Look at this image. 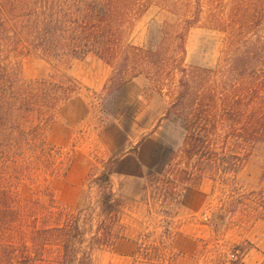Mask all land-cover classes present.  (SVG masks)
I'll return each mask as SVG.
<instances>
[{"label": "trees", "instance_id": "trees-1", "mask_svg": "<svg viewBox=\"0 0 264 264\" xmlns=\"http://www.w3.org/2000/svg\"><path fill=\"white\" fill-rule=\"evenodd\" d=\"M152 4L192 17L165 23L155 48L129 43L134 23ZM200 4L201 0H0V264H94L93 251L111 249L119 240L133 244L134 258L173 264L171 211L186 190L208 178L232 184V192L241 197L237 176L264 145V0H232L229 17H211L212 26L232 40L231 85L229 80L217 85L212 71L184 64L186 29L198 21ZM33 54L68 60L92 56L111 69L104 90L143 76L168 98L160 121L182 129V145L170 152L162 173L146 172L140 197L148 214L168 217L159 225L158 236L150 231L126 237L122 216L127 203L113 188L114 159L100 160L103 170L94 173L98 168L93 165L87 174L85 182L96 189L95 206L87 204L74 212L56 205L46 186L37 193L47 197V204L21 196L18 187L31 181L29 172L39 166L53 177L65 175L70 157L60 158L53 151L47 131L56 111L82 88L67 75L59 80H23L21 58ZM249 194L255 218L264 221V192ZM218 219L212 216L213 231ZM206 246L198 250L213 256L205 264H245L243 245L234 247L229 260L216 246Z\"/></svg>", "mask_w": 264, "mask_h": 264}, {"label": "rangeland", "instance_id": "rangeland-1", "mask_svg": "<svg viewBox=\"0 0 264 264\" xmlns=\"http://www.w3.org/2000/svg\"><path fill=\"white\" fill-rule=\"evenodd\" d=\"M178 13V12H177ZM232 0H201L198 21L186 29L184 64L200 66L212 71V82L225 80L232 84V40L227 33L211 24V17H229ZM177 17H192L191 13L172 14L160 4L150 5L134 23L128 42L155 48L162 37L165 23ZM183 23V19L180 20ZM67 75L77 80L81 92L62 105L55 113L47 131V143L60 158L70 157V165L62 177H53L50 170L37 167L31 170V181L18 187L23 198H38L47 204V197L37 193L48 187L56 205L71 211L95 206L96 189L86 183L93 165L99 173L100 160H115L112 184L117 196L125 200L127 208L122 216L124 233L135 238L139 233L155 231L158 236L168 217L161 213H147L148 206L140 201L148 170L162 173L172 150H178L183 131L176 124L160 121L168 98L152 89L143 76L122 87L108 91L104 85L111 69L95 57L82 60L55 59L40 54L21 58V76L25 81L59 80ZM264 145L258 147L237 176L236 186L241 197L232 192V184L214 183L202 179L196 188L186 190L178 206H173L171 248L176 254L173 264H205L213 256L198 252L217 247L225 259H231L236 245L247 250L245 264H260L264 260V221L255 218L250 208V192H264ZM241 198L239 203L236 199ZM212 216L219 217L213 231ZM249 243V244H247ZM133 244L119 240L111 249L92 252L94 264H162L148 263L131 256Z\"/></svg>", "mask_w": 264, "mask_h": 264}]
</instances>
